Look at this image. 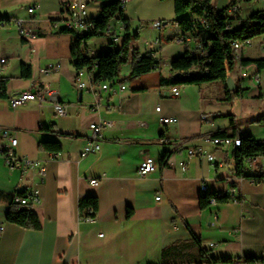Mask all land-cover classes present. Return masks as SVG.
I'll list each match as a JSON object with an SVG mask.
<instances>
[{
    "label": "crops",
    "instance_id": "obj_1",
    "mask_svg": "<svg viewBox=\"0 0 264 264\" xmlns=\"http://www.w3.org/2000/svg\"><path fill=\"white\" fill-rule=\"evenodd\" d=\"M80 1L86 5L84 19H95L100 3ZM230 1L213 0V6L222 10ZM71 2L0 0V61L4 60L0 80L6 83L5 96H0V127L17 140L15 147L7 141L3 146L18 159L39 163L11 169L0 156V264H159L164 249L190 242L192 236L216 258L235 264L249 259L263 262L264 182L237 177L236 148L215 146L210 140L225 132L233 138L251 136L264 141L257 139L251 127L238 128L233 109L228 108L233 95H227L223 84H173L176 73L170 62L196 47L174 23L173 1L129 0L126 4L123 15L128 33L139 38L134 46L143 56L152 54L159 68L131 78L127 65L106 91L89 81L86 70L82 80L88 86L78 90L75 85L73 35L62 27ZM29 8H34L32 15ZM258 12H264V0L238 3L228 12L231 27L237 28L241 20ZM17 21L35 38L23 40ZM153 22H161V29L153 28ZM139 23L145 26L138 30ZM110 30V36L87 42L84 51L89 58L120 47L119 23L111 22ZM113 35L119 38L117 44L111 40ZM257 60H264V36L241 49L229 74L242 104L264 98V70L241 64ZM47 65L59 68L52 75L40 74ZM120 85L126 89L120 91ZM44 86L67 106L65 116L55 115L48 100L11 106L10 99L20 92H36ZM175 87L178 97L172 93ZM202 116L207 120L202 121ZM162 118L177 122L166 125L160 122ZM103 122L100 150L81 157L91 134L89 125ZM41 142H59L62 151L58 155L43 151ZM191 148L205 155L189 158ZM165 152L169 159L161 166ZM208 154L215 157V163L209 162ZM146 157L155 161L156 170L139 177L138 167ZM182 161L188 163L184 172L179 166ZM244 165L247 171L249 164ZM40 168L45 169L43 175ZM91 180H97V188L90 185ZM202 185L207 187L204 192ZM32 189L40 192V203L30 206L40 219L39 231L6 221L10 197ZM232 189L236 203L227 199L200 208L203 194L221 197ZM89 195L98 200L92 223L83 221L78 210L79 201Z\"/></svg>",
    "mask_w": 264,
    "mask_h": 264
},
{
    "label": "trees",
    "instance_id": "obj_2",
    "mask_svg": "<svg viewBox=\"0 0 264 264\" xmlns=\"http://www.w3.org/2000/svg\"><path fill=\"white\" fill-rule=\"evenodd\" d=\"M99 10L95 19L88 22L93 28L86 33L64 32L73 35L71 45L72 64L77 71L86 70L93 74L95 82L114 84L120 77L122 67L130 65V77L137 78L159 68L157 60L152 54L141 55L134 46L138 35L131 36L128 33V20L124 18L123 9L120 8L119 0H97ZM165 1V0H160ZM177 19L174 21L196 43L193 52L186 51L183 55L174 58L170 62L172 71L187 75L193 73L194 77L174 85H202L219 82L226 86L227 78L235 66L233 44L245 43L255 38L264 36V12L254 13L246 20H241L237 28L231 27L232 18L229 10H235L238 3L252 0H231L222 10L213 6V0H172ZM236 14V13H234ZM189 15L190 18L184 16ZM116 21L125 25V35L119 48L103 53L97 57L89 58L84 51L89 40L96 37L110 36V24ZM199 47V48H198ZM243 66L256 65L258 71L264 70V60L242 61ZM207 71V73H205ZM24 76H28L27 70ZM5 81L0 80V96H5ZM239 97V91L227 95ZM229 99V98H228ZM225 132H219L215 137H224ZM241 146L234 153L236 176L245 179L261 180V177L250 175L245 168V162L264 154V142H257L251 136H241ZM40 149L53 155L62 151L59 142H41ZM169 153L165 152L161 158V166L167 165ZM20 194V193H19ZM216 203L227 201L226 195L218 196L216 193H205L199 199L200 208L206 209L210 201ZM6 214V221L20 228L39 231L41 222L36 213L30 208L19 206L12 202ZM79 214L82 218H93L98 211V200L89 195L79 201ZM130 214V212H129ZM256 263V260H246ZM229 259L216 258L210 255V251L201 246L194 236L190 242L179 243L164 249L161 253L159 264H231Z\"/></svg>",
    "mask_w": 264,
    "mask_h": 264
},
{
    "label": "built area",
    "instance_id": "obj_3",
    "mask_svg": "<svg viewBox=\"0 0 264 264\" xmlns=\"http://www.w3.org/2000/svg\"><path fill=\"white\" fill-rule=\"evenodd\" d=\"M129 2V0H119V5L120 8L124 10L126 4ZM85 8L86 5L80 1V0H72L68 12V17L63 21V29L68 31V32H75V33H86L89 32L93 28V25L86 21L84 19V14H85ZM34 12V8H29L28 13L32 15ZM18 29H19V35L23 40L26 41H31L32 39L35 38V34L24 27H22V23L20 21L16 22ZM152 27L155 28L156 30L161 29V22H153ZM125 25L121 24L120 25V31H124ZM191 39V38H189ZM112 42L114 44H117L119 42V38L115 35L112 36ZM250 41H247L245 43H235L233 44V53L234 56H238L240 53L241 49L248 46ZM199 48V47H198ZM89 52H87V55ZM1 63H4V60L0 61ZM59 66L58 65H47L44 68L40 69V74L42 75H52L55 72H57ZM207 73V71H205ZM82 70H79L76 72L75 76V85L78 88V90H83L85 89L86 82L82 80ZM88 79H93V83H98L95 82L94 76H88ZM109 87V83H107V89ZM107 89H101L103 91H106ZM126 89L125 85H120L119 90L124 91ZM173 96L178 97L180 94V91L178 88H173L172 89ZM46 100L52 102L53 110L55 115L57 116H65L66 111H67V106L62 104L58 97L57 93L52 90L49 87H43L42 89H37L36 92H32L30 90L20 92L17 97H13L10 99V104L13 108H17L19 106H22L28 102H39L43 103ZM156 112H160V108H156ZM202 121H206L207 117L202 116L201 117ZM160 122L163 124H175L177 120L175 118L171 119H160ZM105 123H92L89 125V130L91 131L90 136L88 137V141L86 142L82 152H81V157H85L89 154L96 153L100 150V140L102 138V129L104 128ZM0 141L4 142H9L11 147H15L17 144V140L13 138L7 129L0 127ZM213 145L219 146V147H234L238 148L241 146V139L240 138H233L230 136H224V137H213L211 140ZM188 157L193 158V157H202L205 155V153L198 149L195 150L193 148L188 149L187 151ZM0 156H2L7 164V166L11 169L18 167L20 165H23V169L25 167H34V166H39L38 162H33L32 160L29 159H18L15 157V154L11 150H5L4 146L0 150ZM207 158L210 163H215V157L212 154H208ZM249 164V169H247V172L252 175V176H258L261 177V180L256 181V182H264V154L260 155L258 157H255L253 159H249L246 161ZM187 161H182L179 163V166L181 170L184 172L187 170ZM157 164L155 161L150 158L146 157L139 165L138 167V176L139 177H145L151 173H153L156 170ZM45 172L44 168H40V174L43 175ZM90 185L93 188H97L98 182L97 180H91ZM200 189H207L205 185H202ZM20 193V194H19ZM14 194L12 202L16 205L19 206H25V207H30L35 204L40 203V192L37 189H32V190H27L23 192H19ZM223 195H226L229 200L232 202L236 203L238 201V198L235 195V190L232 189L228 192L223 193ZM160 198H156V200H159ZM211 204L216 203V200L213 199L210 201ZM83 221L92 223L94 220L93 218H82ZM3 230V227L0 226V232ZM241 264H264L263 262L256 261V263H246L243 262Z\"/></svg>",
    "mask_w": 264,
    "mask_h": 264
},
{
    "label": "rangeland",
    "instance_id": "obj_4",
    "mask_svg": "<svg viewBox=\"0 0 264 264\" xmlns=\"http://www.w3.org/2000/svg\"><path fill=\"white\" fill-rule=\"evenodd\" d=\"M143 25L144 24L139 23L138 30L142 28ZM118 33H119L118 34L119 38L122 40L125 35V31H119ZM125 66L122 67V70ZM262 81H263L262 83L264 84V76ZM253 83L255 84L256 87L258 86V82L254 81ZM233 100L234 103L232 102L231 104H229L228 108L230 109L232 107L233 110L231 113L232 116L234 115L233 117L236 121V124L239 125L238 128L239 127L244 128V126L247 128L251 127V129L254 130L257 139H259L260 141H264V98L258 99L256 101H248L247 104L246 103L242 104L239 101L238 97H233ZM226 120L229 124L228 121L229 117L226 118ZM247 128H245V131ZM202 191L204 192L206 190H202Z\"/></svg>",
    "mask_w": 264,
    "mask_h": 264
},
{
    "label": "water",
    "instance_id": "obj_5",
    "mask_svg": "<svg viewBox=\"0 0 264 264\" xmlns=\"http://www.w3.org/2000/svg\"><path fill=\"white\" fill-rule=\"evenodd\" d=\"M193 77H194L193 73H189L187 75L176 73L172 79L175 83H183V82H185V81H187ZM226 88L228 91H235V89H236L235 84L230 77L227 78Z\"/></svg>",
    "mask_w": 264,
    "mask_h": 264
},
{
    "label": "bare ground",
    "instance_id": "obj_6",
    "mask_svg": "<svg viewBox=\"0 0 264 264\" xmlns=\"http://www.w3.org/2000/svg\"><path fill=\"white\" fill-rule=\"evenodd\" d=\"M85 73H86V71L82 70V76H84ZM89 76H93V74H89ZM89 81L93 83V79H89ZM87 84L88 83L86 82V86H88ZM99 84H101V87H100L101 89H107V83H99ZM1 148H3V141H0V150H1ZM202 190H206V189H202ZM246 263H249V262H246ZM231 264H235V263L232 262Z\"/></svg>",
    "mask_w": 264,
    "mask_h": 264
}]
</instances>
